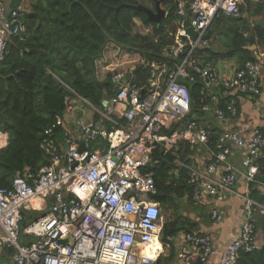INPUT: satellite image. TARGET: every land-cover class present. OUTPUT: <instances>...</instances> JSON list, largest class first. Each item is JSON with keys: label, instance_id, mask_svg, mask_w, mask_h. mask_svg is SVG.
Here are the masks:
<instances>
[{"label": "built area", "instance_id": "1", "mask_svg": "<svg viewBox=\"0 0 264 264\" xmlns=\"http://www.w3.org/2000/svg\"><path fill=\"white\" fill-rule=\"evenodd\" d=\"M252 1L189 0L185 4L182 0L175 44L165 55L180 59L175 70L154 65L148 85L142 87L134 83L138 65L115 73V93L102 110L67 87L100 121L76 120L75 129L86 138L85 150L69 139L70 132L66 150L59 152L51 136L66 121L57 117L42 145L53 164L36 174L17 176L10 188L0 186V250H12L13 264H157L170 253L173 239L164 241L163 210L153 199L157 187L149 169L158 164L155 151L177 155L185 142L192 163L178 157L176 165L187 170L194 206L208 209L213 226L225 219L220 205L236 196L244 202L239 235L227 245L219 264H238L242 252L257 249L254 214L257 210L264 214V206L250 197L249 190L264 158V124H233L240 120V103L245 99L255 111L260 106L264 52L239 67L231 64L226 71L206 55L212 24L221 16L243 19ZM24 18L20 5L13 3L8 14L5 0H0V65L13 39L26 40ZM186 20L197 34L195 40L187 34ZM140 64L147 65L145 60ZM190 85L200 88L198 109ZM73 102L66 98V114ZM98 139L107 145L92 150L90 144ZM7 147L8 138L0 131V152ZM239 177L244 180L241 193L235 191ZM48 201V212L23 227L26 212H43ZM24 235L32 243L26 244ZM174 241L181 264L197 259L206 264L215 253L207 232H183Z\"/></svg>", "mask_w": 264, "mask_h": 264}, {"label": "trees", "instance_id": "2", "mask_svg": "<svg viewBox=\"0 0 264 264\" xmlns=\"http://www.w3.org/2000/svg\"><path fill=\"white\" fill-rule=\"evenodd\" d=\"M151 1H162L166 16L159 23L135 10L138 6L145 7L143 0L14 1L25 14L26 40L13 39L0 65V131L9 141L8 147L0 152L1 187H11L19 173L37 172L48 164L41 149L44 133L67 111V97L79 101L67 87L102 110L115 93V73L128 72L130 66L138 65L134 83L142 87L148 85L155 72L154 65H166L171 71L175 70L180 59L165 55L175 44L181 0ZM255 1L252 17L262 19L255 29H251L249 19L237 22L220 18L214 23L216 31L211 30L207 35L208 39H227L225 47L229 50L226 53L242 62L252 58V52L246 48L249 43L264 46V0ZM225 23L224 33L221 25ZM244 32L251 34L245 38ZM212 42L207 54L222 57V52L213 49L217 44ZM63 43L65 48L61 50L59 44ZM113 52H116L115 61L109 63L113 61L108 59ZM70 55L78 57L74 59ZM141 60L147 65H141ZM102 63L106 72L100 78L98 65ZM199 89L198 85L191 88L195 109L200 105ZM94 121H100L99 115H95ZM213 127L216 129L215 125ZM261 131L264 135V126ZM56 132L61 143L64 129L59 127ZM96 142L105 143L102 139ZM180 147L177 155L155 151L153 158L158 164L149 169L157 187L153 199L163 210L164 241L173 239L169 256L161 257L157 264H174L180 249L174 238L183 232H201L202 224L210 219L204 208L195 207L193 217L184 213L186 198L189 207L194 205L193 189L187 183V170L178 167L175 160L179 157L186 164H191L192 160L188 143ZM259 166L260 173L256 182L250 184L249 195L264 206V158ZM254 230L257 246V235L264 236V214L260 210L254 214ZM263 247L264 244L253 252H242L238 264H264V251L260 255ZM192 264L202 263L197 259Z\"/></svg>", "mask_w": 264, "mask_h": 264}, {"label": "crops", "instance_id": "3", "mask_svg": "<svg viewBox=\"0 0 264 264\" xmlns=\"http://www.w3.org/2000/svg\"><path fill=\"white\" fill-rule=\"evenodd\" d=\"M149 1H151V0H149ZM183 1L186 4V1L185 0H183ZM180 2H182V0ZM151 5H152V10L155 12L156 2L151 1ZM254 8H256V1L255 2L252 1L251 3L248 4L247 8L244 9L245 17L243 19H241V20H246L247 15H249L250 18H249V16H248V18L251 22V29L252 30L255 29L256 25L258 24V22L256 24L252 20L253 19V17H252L253 13L251 10ZM149 10H150V8H149ZM220 18L229 19L225 16H221V17H219V19ZM229 20H231V19H229ZM210 31H211V28L209 29V32ZM244 33H248V37L251 34L249 32H244ZM209 40L211 41L212 46H213L212 41L215 40L217 43L220 41L219 37H214L213 39H209ZM256 40H257V36L255 37V41ZM215 41H214V43L216 44ZM64 48H65L64 43L59 44V49L62 50ZM246 48H247V50L252 52V58L251 59H256L259 53L264 52V46H261L260 44H257V43H255V44L249 43ZM208 49L206 50L207 60L212 61V62H216L217 66L221 67L225 71L229 68V65H231V64L235 65V67H239L243 63L242 61H240V58L232 57V60H230L227 64H225L224 61L221 59V57H216V56L212 57V56L208 55L207 54ZM213 49H215L216 52H218V51L222 52L223 55H226L227 50H229L228 47L227 48L225 47L224 49L220 50L219 45H216ZM72 57L74 59H76L78 56L70 55V58H72ZM263 64H264V61H263ZM261 84H262V91H263L262 94L263 95H262V98L260 99V106L255 111L254 108L252 107V105H250V103L248 102V100L245 99L243 102H241L240 103V110H241L242 114H241L240 120L233 124V125H235V127L243 126V125H246L250 122H253L256 125H259V123L261 125L264 124V66H263V69L261 71ZM189 87L191 89L192 87H194V85H190ZM75 102H73L72 105L70 104V108H69L70 113L66 114V112H65V114L63 115V117L66 121V123H65L66 125L64 127H61L64 129V133H65L64 139L62 141L63 143L58 142L59 140H58L57 135H56L57 129L55 130L54 134L51 136V138H52V140H54V142H55L54 144L57 147V149L59 150V152H60V150H61V152H64L66 150V148H67L66 145H67V141H68V139H66V137H67V134H69L70 132H71V135L69 136V139H71V137H72L73 139L76 140V142L78 144H80V146L82 144H84V142L86 140L85 136H83L78 130L75 129L76 120H71V118H70L74 114V112L77 110V108L75 107ZM83 105H84L83 108L80 110L81 114L77 120L93 121L96 113L88 105H86L84 103H83ZM86 112H88V113H86ZM257 120H258V122H257ZM107 129H109L111 131L112 127L107 126ZM46 138H47V136L44 133L43 142ZM43 142L41 144V149H42V145L44 144ZM8 145H9V141H8ZM102 145H107V142L106 141H105V143H103V142H92L90 144V147L92 150H97ZM42 151H43V153H44V155L48 161V164L45 166H51L53 164L52 157L46 155V153L43 149H42ZM233 163L240 167V164H239L240 162L238 161V159L234 158ZM45 166H42L40 169H42ZM39 170L37 172H33L31 170H26L23 173L17 174L14 177V179L17 176L25 177L28 173L36 174L39 172ZM13 180H12V183H13ZM12 183H11V186H12ZM243 184H244V180L239 177V183L235 187V191H237L238 193H241L243 191ZM185 202H188V201L185 200ZM219 207H220V210L225 215L224 221L220 224L213 226L211 220L209 219V221L206 224H202V231L207 232L212 236V238L214 240V245H215V253L210 257L209 261L206 264H219L221 255L225 251V248L227 247V245L235 237H237L239 235L241 225H242L243 219H244V202H243L242 198L239 196L231 197L225 204L220 205ZM49 208H50V203L48 201L43 212H36V211L34 213L26 212L27 214H26L25 221L27 220L28 223H30L31 220L35 219L36 217L41 216L44 213H47ZM31 214H34V215L32 216ZM29 215H31V216H29ZM191 216L193 217L194 215H191ZM25 221H24L23 227H26L28 225V224L25 225ZM0 233H1V231H0ZM0 235H2V234H0ZM22 240L26 244L32 243V239L25 236V235L23 236ZM11 251L12 250H8L5 248L0 250V264H7V262H10L11 264H13L11 262V254H12ZM169 254L167 256H163V257L164 258L168 257ZM174 264H181L178 257L176 258V261Z\"/></svg>", "mask_w": 264, "mask_h": 264}, {"label": "rangeland", "instance_id": "4", "mask_svg": "<svg viewBox=\"0 0 264 264\" xmlns=\"http://www.w3.org/2000/svg\"><path fill=\"white\" fill-rule=\"evenodd\" d=\"M143 4L145 5V7L146 8H150V10H152V5H151V1H149V0H143ZM153 11V10H152ZM248 16L249 15H247V19H249L250 18V16H249V18H248ZM253 20V22L254 23H256L257 24V22L258 23H261V18L258 20H256L255 19V17H254V19H252ZM238 22V21H237ZM215 23V22H214ZM213 23V25L210 27L211 28V30L212 31H216L215 29H216V26H215V24ZM225 25H226V23L225 24H223V25H221V29H222V31L225 33ZM225 38V37H224ZM219 42L217 43L215 40V42H216V44L217 45H219V47H220V50L221 49H224L225 48V46H226V41H227V39H225V40H223V39H220L219 38ZM116 54V52H113L112 53V55H110L109 57H108V59L109 58H112V60L113 61H109V63H112V62H114L115 60H114V55ZM221 59L224 61V63L225 64H227L230 60H232V56H230V55H228V54H226V55H222V57H221ZM98 67H99V72H100V78L102 77V75H104L105 74V72H106V70L104 69V63H102V64H99L98 65ZM83 103L82 102H80V101H76L75 102V107L77 108V110L74 112V114L70 117L71 118V120H77L78 118H79V116H80V114H81V112H80V110L83 108ZM86 113H88V112H86ZM184 213L185 214H187V215H194V210L196 209L195 207H197V206H194V205H192V206H190L189 207V202H185L184 201ZM197 208H200V207H197ZM206 210V211H205ZM204 211L205 212H207V208H204ZM205 221H206V219H205ZM204 222V221H203ZM205 224H206V222H204ZM256 241H257V246L259 247V248H261L262 247V245L264 244V236H263V234L262 233H259L258 235H257V238H256Z\"/></svg>", "mask_w": 264, "mask_h": 264}, {"label": "water", "instance_id": "5", "mask_svg": "<svg viewBox=\"0 0 264 264\" xmlns=\"http://www.w3.org/2000/svg\"><path fill=\"white\" fill-rule=\"evenodd\" d=\"M15 0H5V6H6V11L7 13L9 14L11 11H12V5L14 3ZM186 3L189 1V0H185ZM156 2V10L155 12L154 11H151L143 6H138V7H135V10L136 11H140V12H144L145 14H147L148 18L150 20H153L157 23H159L165 16H166V12L165 10H163L161 8V4H162V1H155ZM180 24H182V21H180ZM184 27L187 31V34H189L193 40H195L197 38V34L196 32L191 28L190 26V23L188 20H186L184 22ZM81 151L85 150V144H82L81 145V148H80ZM69 241L66 240V241H63V243H67ZM263 251H264V247L260 250V255L262 256L263 254ZM7 264H11L10 262H7Z\"/></svg>", "mask_w": 264, "mask_h": 264}, {"label": "bare ground", "instance_id": "6", "mask_svg": "<svg viewBox=\"0 0 264 264\" xmlns=\"http://www.w3.org/2000/svg\"><path fill=\"white\" fill-rule=\"evenodd\" d=\"M155 255H156V253L153 254V256H155Z\"/></svg>", "mask_w": 264, "mask_h": 264}]
</instances>
